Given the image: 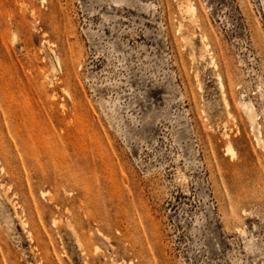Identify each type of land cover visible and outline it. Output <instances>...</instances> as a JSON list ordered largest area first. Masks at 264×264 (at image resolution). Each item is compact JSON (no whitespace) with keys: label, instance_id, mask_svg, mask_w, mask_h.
Wrapping results in <instances>:
<instances>
[{"label":"rangeland","instance_id":"374dc122","mask_svg":"<svg viewBox=\"0 0 264 264\" xmlns=\"http://www.w3.org/2000/svg\"><path fill=\"white\" fill-rule=\"evenodd\" d=\"M190 1L0 0V264H264V0Z\"/></svg>","mask_w":264,"mask_h":264},{"label":"bare ground","instance_id":"6f19581e","mask_svg":"<svg viewBox=\"0 0 264 264\" xmlns=\"http://www.w3.org/2000/svg\"><path fill=\"white\" fill-rule=\"evenodd\" d=\"M180 6L183 11H185L188 14H195L196 13V6L194 3H192L190 0H179ZM58 60V58H57ZM59 61V60H58ZM60 62V61H59ZM220 86L223 88V82L220 81ZM226 101V98H225ZM228 105V102H227ZM242 107L244 108L251 124H254L256 122L257 114L255 113L253 109V105L250 102H242ZM228 150H232L230 145L227 147ZM26 224V223H25Z\"/></svg>","mask_w":264,"mask_h":264}]
</instances>
